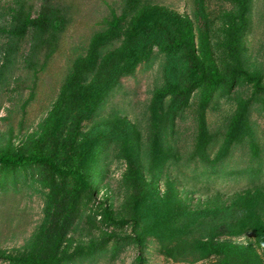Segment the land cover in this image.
<instances>
[{
  "label": "rangeland",
  "instance_id": "374dc122",
  "mask_svg": "<svg viewBox=\"0 0 264 264\" xmlns=\"http://www.w3.org/2000/svg\"><path fill=\"white\" fill-rule=\"evenodd\" d=\"M115 17L121 27L107 34ZM185 17L193 20L197 45L208 31L225 77L207 105L201 87L186 103L158 94L198 78L188 46L168 47ZM97 34L107 36L94 48ZM76 64L81 80L72 83ZM77 83L99 93L81 121V137L92 141L84 161L92 191L82 193L60 242L47 246L38 237L49 210L42 165L1 170L0 264L46 249L55 252V264L212 262L167 255L163 242L178 234L257 245L264 223V0H0V151L30 152L63 91L71 96L67 108L79 110ZM241 102L242 122L235 118ZM64 128L60 123L54 132ZM71 155L63 151L60 159ZM178 204L184 212L177 213ZM205 206L209 214L196 217Z\"/></svg>",
  "mask_w": 264,
  "mask_h": 264
},
{
  "label": "trees",
  "instance_id": "16d2710c",
  "mask_svg": "<svg viewBox=\"0 0 264 264\" xmlns=\"http://www.w3.org/2000/svg\"><path fill=\"white\" fill-rule=\"evenodd\" d=\"M121 23V17H115L110 20L111 28L107 34L117 33ZM137 30L128 29L126 34L134 35ZM107 34H97L93 47L95 48L100 44ZM195 39L193 20L190 17H185L179 35L174 36L172 44L168 47L188 46L189 59L191 61L190 69L192 72L197 73L198 78L187 85L169 84L167 88L159 90L158 94L171 95L174 99L184 97L183 100L186 103L194 90L201 87V103L202 105H207L215 90L225 80V77L214 58L208 31H201L198 37V45ZM231 42L233 55L237 59L236 66L240 71L242 68L240 67L239 44L236 36L232 38ZM92 60L94 58L89 56L88 63L92 62ZM81 71L82 68L76 64L73 70L74 81L72 80V83L80 82ZM245 73L248 78H252L247 71ZM77 84L79 90L76 97L79 101H83V104L78 106L79 110L73 111V109L67 108V103L71 96L63 91L47 117L42 132L34 138L30 152H14L11 149L0 151V171H10L17 166L28 163H40L44 169L43 183L49 189V210L47 212L48 221L41 228L38 237H43L47 246L49 243L60 242L61 236L66 229L65 226L71 221L81 205L82 193L92 191L91 180L93 174L86 170L84 164L87 153L92 148V141L87 136L81 137V121L85 117L83 114L88 115L96 107L99 93L93 91L92 84ZM246 111V103L241 102L235 115L236 120L242 122ZM60 123H63L65 128L57 135L54 130ZM241 132L242 126L240 124L236 134ZM63 151L73 153L68 162H62L60 159ZM99 153H96L95 159H97ZM69 178L73 180L71 185L67 184ZM172 183L173 181H170V189L173 190L174 186ZM244 199L245 196L243 195L235 197V204L241 205L240 202H244ZM184 209L181 204H178L177 213L184 212ZM210 210L209 206H205L196 210L197 212L194 215L196 217H199V213L207 215ZM186 214L189 217L192 216L191 212ZM242 221L243 219L240 218L226 225H234ZM234 231V229L229 228L223 229V232ZM257 231H259L256 237L257 245L252 243L237 244L213 234L207 237H188L178 234L163 242V247L167 255L178 260H199L213 257L210 264H264V223ZM137 241L139 244L143 243V239L140 237L137 238ZM259 247H262V253L259 251ZM48 250L43 251V254L39 257L9 256L8 260L11 264H55V252Z\"/></svg>",
  "mask_w": 264,
  "mask_h": 264
}]
</instances>
